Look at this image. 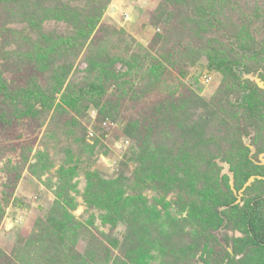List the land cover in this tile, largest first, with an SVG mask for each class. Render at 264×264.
Masks as SVG:
<instances>
[{"label":"rangeland","instance_id":"374dc122","mask_svg":"<svg viewBox=\"0 0 264 264\" xmlns=\"http://www.w3.org/2000/svg\"><path fill=\"white\" fill-rule=\"evenodd\" d=\"M261 40L264 0H0V254L51 239L82 264H264L244 215L264 197ZM224 95L243 145L190 131ZM162 119L140 165L126 127Z\"/></svg>","mask_w":264,"mask_h":264},{"label":"trees","instance_id":"16d2710c","mask_svg":"<svg viewBox=\"0 0 264 264\" xmlns=\"http://www.w3.org/2000/svg\"><path fill=\"white\" fill-rule=\"evenodd\" d=\"M262 43L264 44V40L260 41V44ZM240 50H244L247 52L252 51L250 48H240ZM209 64L215 70H219L226 66H231L227 62L218 61L216 59L214 61H209ZM261 81L264 83L262 78H261ZM225 97L226 95H224V98L213 100L209 104L202 103V105L200 106H202L201 108H203L205 111L202 117L198 119V121L199 122L201 121V122L199 123L198 121H196L195 125L190 131L191 133H194L195 134L194 136L198 138L202 134L206 135L207 132H210L211 130H213L214 132L211 133L212 135L219 134L222 136V140L224 139L226 142H228L227 140L230 139V143L234 144L236 141V143L238 142V144L243 145V138L248 137L249 133L247 132V130L241 127L240 120L239 118H236V115L238 117L239 110L243 108L244 106L237 102H231L227 97L226 98ZM247 112L246 114H251V118L255 122L254 114H256L257 112H254V113H252V111H250L251 113L250 112L247 113ZM180 115H181V111L179 114H177V116L180 117ZM175 119L178 120L175 117L168 118V122H167V124H169L170 122H173L171 125L172 129H169V131L172 134H174L173 131H177L179 133L178 128H177L178 122L175 121ZM165 125L166 124H164L163 119L159 121L157 120L154 124L146 125L143 130L144 134H141V135H140V132L142 130L140 131V129L138 128L135 129L133 126L127 125L126 130H125L126 134L130 138L135 140V146H137L138 149H140L141 151V153H139V156H138L140 159L139 161L140 165L144 164L146 161H148L146 163L147 165H158L157 161H155L154 163L152 162L151 164V159L153 158L154 153L159 151V146L160 145L162 146V136L161 135L164 133ZM211 134L209 136H211ZM147 137L151 138V143L153 144V147H152L153 149L151 151L149 150V148H151V145H150L151 143L147 144ZM212 138L209 139L208 141H211ZM176 142L178 141L176 140ZM215 143H216V147H220L217 145L219 141L218 142L216 141ZM180 145H182V143ZM168 154L171 155V153H168ZM182 162H184L183 159H181V163L177 161L178 165L179 164L182 165ZM143 170L144 172H148V171L152 172V171H155L156 168L153 166L152 167L145 166V168H142V171ZM162 171L163 169H159L157 172V176L160 178H161ZM171 176L175 177L176 175L172 174ZM121 179L127 180L125 179V177H121ZM159 185H160V182L158 186ZM222 206H227L226 202H222ZM244 215L246 219V222H245L246 228L250 234V240L252 244L257 247L264 248V197L254 199L247 206L244 212ZM130 235H131L130 232L127 233L126 238L130 237ZM45 243L47 244V247L45 249L41 248L39 250L38 255L34 254L32 256L31 249L30 251H27V252L26 251L20 252L19 250L18 251L19 253L16 256L14 255L12 258L6 256L5 254H0V264H82V257H78V258H74L73 260H70L69 258L70 254L65 251V246L63 244H60L58 242L57 243L52 242L51 239ZM18 255H20V261L18 259Z\"/></svg>","mask_w":264,"mask_h":264},{"label":"water","instance_id":"95a60500","mask_svg":"<svg viewBox=\"0 0 264 264\" xmlns=\"http://www.w3.org/2000/svg\"><path fill=\"white\" fill-rule=\"evenodd\" d=\"M115 11V9H112ZM255 83L257 84L258 88H260L263 92H264V83L262 81H260L259 79L255 78L254 79ZM262 161L264 162V156H263V159ZM260 180L262 178L260 177H251L249 178L248 182L246 183V185L244 186V188L250 186L255 180ZM231 186H232V182H231ZM9 227H11V224H9L6 229H9Z\"/></svg>","mask_w":264,"mask_h":264}]
</instances>
